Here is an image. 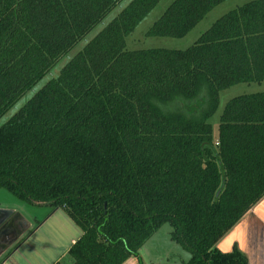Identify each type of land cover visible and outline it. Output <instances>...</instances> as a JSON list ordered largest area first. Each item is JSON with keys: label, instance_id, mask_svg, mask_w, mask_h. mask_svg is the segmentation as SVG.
I'll use <instances>...</instances> for the list:
<instances>
[{"label": "trees", "instance_id": "1", "mask_svg": "<svg viewBox=\"0 0 264 264\" xmlns=\"http://www.w3.org/2000/svg\"><path fill=\"white\" fill-rule=\"evenodd\" d=\"M122 0H0V120ZM161 0H133L0 127V189L64 209L72 264H125L170 223L185 264H249L219 242L264 199V0L186 50H128ZM225 0H175L150 37L183 38ZM206 91V94L204 93ZM57 264H64L58 262Z\"/></svg>", "mask_w": 264, "mask_h": 264}, {"label": "rangeland", "instance_id": "2", "mask_svg": "<svg viewBox=\"0 0 264 264\" xmlns=\"http://www.w3.org/2000/svg\"><path fill=\"white\" fill-rule=\"evenodd\" d=\"M133 0H122L117 7L89 34L85 39L75 45V47L29 92H27L0 120V127L16 114L35 94L40 91L48 82L57 78L68 62L86 45L94 39L113 19H115L123 9ZM175 0H161L156 8L139 24L134 33L127 37L128 50H143L153 48H165L171 50H186L193 46L199 38L208 31L213 24L227 13L240 8L241 6L255 0H225L222 4L214 8L187 36L183 38L150 37L149 30L161 18L165 11ZM260 84H239L220 93L219 106L217 111L209 119L213 126V136L218 138L220 118L223 111L232 99L238 96L253 94L254 92H264V82ZM206 94V91H204ZM0 209L15 210L20 212L27 219L33 222V226L43 227L44 236L50 240H55L61 235L62 247L71 245L74 238L82 236V230L68 216L67 212L60 208L54 209L48 204H37L24 202L14 196L6 189H0ZM38 221V222H37ZM33 230V229H32ZM173 228L170 223L162 225L155 234L139 251L138 257L130 258L125 264H185L192 258V253L183 244L172 238ZM31 242H34L33 240ZM30 246H33L30 244ZM29 246H25L28 248ZM63 252L61 262L72 264L73 260L69 252ZM33 261V260H32Z\"/></svg>", "mask_w": 264, "mask_h": 264}, {"label": "crops", "instance_id": "3", "mask_svg": "<svg viewBox=\"0 0 264 264\" xmlns=\"http://www.w3.org/2000/svg\"><path fill=\"white\" fill-rule=\"evenodd\" d=\"M13 211L20 215L18 222L23 224V229L19 231V237L16 233L12 244L5 251L2 247L6 243H1L0 264H57L61 262L63 255L60 250L70 252L72 246L81 238H74L71 245L63 248V243H60L61 235L53 241L44 236V222L41 226L34 227L30 219ZM27 245L29 247L25 248ZM217 250L225 254L238 250L249 264H264V199L219 242Z\"/></svg>", "mask_w": 264, "mask_h": 264}, {"label": "water", "instance_id": "4", "mask_svg": "<svg viewBox=\"0 0 264 264\" xmlns=\"http://www.w3.org/2000/svg\"><path fill=\"white\" fill-rule=\"evenodd\" d=\"M19 218L20 215L12 210L0 209V241L1 238L7 233L10 227L13 225V223ZM17 235L18 237L20 236L19 232H17ZM9 244H12V242H8L6 246L2 247L4 251L10 246Z\"/></svg>", "mask_w": 264, "mask_h": 264}, {"label": "flooded vegetation", "instance_id": "5", "mask_svg": "<svg viewBox=\"0 0 264 264\" xmlns=\"http://www.w3.org/2000/svg\"><path fill=\"white\" fill-rule=\"evenodd\" d=\"M21 229H23V224L18 222V220H16L13 223V225L10 227V229L7 231V233L1 238L0 245H2L1 243H3L4 241L6 244H8V242H12L14 240L16 233L21 231Z\"/></svg>", "mask_w": 264, "mask_h": 264}]
</instances>
